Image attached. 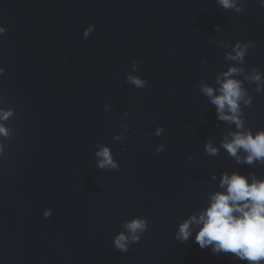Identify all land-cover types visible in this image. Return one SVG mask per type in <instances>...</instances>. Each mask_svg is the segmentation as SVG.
I'll return each mask as SVG.
<instances>
[{"label": "water", "instance_id": "obj_1", "mask_svg": "<svg viewBox=\"0 0 264 264\" xmlns=\"http://www.w3.org/2000/svg\"><path fill=\"white\" fill-rule=\"evenodd\" d=\"M0 28V264H248L176 234L223 172L264 179L222 146L264 129L261 0H0ZM232 67L242 129L202 91Z\"/></svg>", "mask_w": 264, "mask_h": 264}, {"label": "clouds", "instance_id": "obj_2", "mask_svg": "<svg viewBox=\"0 0 264 264\" xmlns=\"http://www.w3.org/2000/svg\"><path fill=\"white\" fill-rule=\"evenodd\" d=\"M264 3V0H261ZM225 8L234 6V0H220ZM0 28V33L4 32ZM91 31V26L85 29V36ZM236 55H229V59H242L244 49L239 45L234 49ZM238 71L232 67L223 73L220 81L219 94L214 95V89L204 86L202 91L211 98V102L216 105L218 117L221 120L235 122L237 129H242L243 123L239 119V101L245 93L241 89V82L233 79V73ZM4 72L0 68V74ZM137 86L142 84L138 78L130 77ZM254 79L259 80V75ZM250 104L251 98L244 100ZM13 114L11 109L0 108V121H7ZM8 129L4 123H0V136H8ZM222 146L230 156L236 158L238 163L252 164L255 161L264 163V129L253 135L251 131H237L232 133V139L222 142ZM208 154L216 155L218 149L211 143L205 145ZM243 150L247 155L241 158L239 150ZM0 145V151H2ZM97 155L101 157L100 167H115V164L107 147L100 150ZM215 179V175L213 176ZM49 212H45V217ZM127 233L117 234L114 238V245L121 251H126L129 241L139 240L138 232L146 228V221L139 217H134L124 225ZM196 229L195 241L201 249L211 245L213 254L231 253L248 264H264V179H257L254 174L249 177L240 172L233 171L231 174L223 172L220 175L219 190L209 194L208 203L184 219L177 232V238L186 241Z\"/></svg>", "mask_w": 264, "mask_h": 264}]
</instances>
